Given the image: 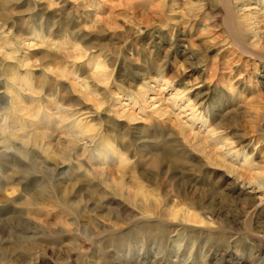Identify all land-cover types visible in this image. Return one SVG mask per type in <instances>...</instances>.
Wrapping results in <instances>:
<instances>
[{
	"label": "rangeland",
	"instance_id": "374dc122",
	"mask_svg": "<svg viewBox=\"0 0 264 264\" xmlns=\"http://www.w3.org/2000/svg\"><path fill=\"white\" fill-rule=\"evenodd\" d=\"M234 2L0 0V264H264V15Z\"/></svg>",
	"mask_w": 264,
	"mask_h": 264
},
{
	"label": "bare ground",
	"instance_id": "6f19581e",
	"mask_svg": "<svg viewBox=\"0 0 264 264\" xmlns=\"http://www.w3.org/2000/svg\"><path fill=\"white\" fill-rule=\"evenodd\" d=\"M228 6V5H227ZM241 6H243V5H240V4H238V3H236V2H234V3H232V5L230 6V7H227V13H228V19H229V21H232L233 20V22L234 21H236V20H238L239 19V17H238V12L239 11H242V12H244V13H246V12H251V10H256V12H259V11H261L262 13V15H264V0H255V2L253 3V4H250V5H248V6H246L243 10H240L239 8H241ZM238 14V15H237ZM232 19V20H231ZM232 22V23H233ZM236 30V29H235ZM232 31V30H231ZM232 33H233V31H232ZM233 35V34H232ZM238 37V36H237ZM234 38H236V36L234 37ZM240 40V39H239ZM238 47V46H237ZM151 89H154V87H151ZM150 101H153L154 100V98H150L149 99ZM144 102H146V99L144 98ZM147 103V102H146ZM152 106V105H151ZM123 107H124V104H123ZM121 108V107H120ZM120 111V110H119ZM124 111V110H123ZM76 128H78V126L76 125ZM205 144V143H204ZM104 167V166H103ZM104 170V169H103ZM102 171V170H101ZM105 171V170H104ZM257 200H259V203L261 202V199H257Z\"/></svg>",
	"mask_w": 264,
	"mask_h": 264
}]
</instances>
